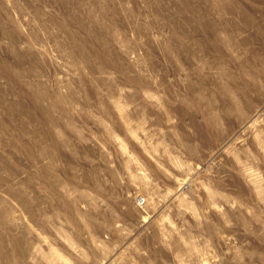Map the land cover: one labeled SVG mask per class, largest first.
Returning <instances> with one entry per match:
<instances>
[{
    "label": "rangeland",
    "instance_id": "obj_1",
    "mask_svg": "<svg viewBox=\"0 0 264 264\" xmlns=\"http://www.w3.org/2000/svg\"><path fill=\"white\" fill-rule=\"evenodd\" d=\"M114 98L155 137L156 158L121 122ZM263 106L264 0H0V191L19 201L5 204L16 223L10 231L0 221V264L45 263L20 254L34 244L71 264H111L107 251L120 253L113 264H181L183 243L199 253L187 264H236L229 249L243 264H264V207L219 147L223 133H238V111ZM161 140L195 172L188 181ZM250 140L246 159L256 160L264 190V150ZM207 188L240 198L244 213L218 217ZM175 193L193 205L199 231L179 216ZM167 221L179 239L159 232Z\"/></svg>",
    "mask_w": 264,
    "mask_h": 264
},
{
    "label": "bare ground",
    "instance_id": "obj_2",
    "mask_svg": "<svg viewBox=\"0 0 264 264\" xmlns=\"http://www.w3.org/2000/svg\"><path fill=\"white\" fill-rule=\"evenodd\" d=\"M197 12V11H196ZM202 14V13H201ZM200 16V15H199ZM200 20V19H199ZM204 20V19H203ZM213 25V24H212ZM209 26V25H208ZM207 26V27H208ZM209 28V27H208ZM179 32V31H178ZM205 32V30L203 31ZM212 33V32H211ZM208 34V33H207ZM179 36V35H178ZM183 42V41H182ZM181 43V42H180ZM179 45V44H178ZM201 45V44H200ZM190 46V45H189ZM186 49V48H185ZM201 50V49H200ZM184 51V50H183ZM182 52V51H181ZM192 53V52H190ZM199 62V61H198ZM199 67V66H198ZM122 70V68H121ZM186 74V73H185ZM215 74V73H214ZM248 74V73H246ZM179 75V74H178ZM192 75V74H191ZM248 76V75H247ZM193 77V76H192ZM143 78V77H142ZM184 78V77H183ZM200 78V77H199ZM198 78V79H199ZM247 79V78H246ZM191 80V79H190ZM258 80V79H257ZM183 82V81H182ZM254 82V81H253ZM261 82V81H260ZM259 83V81H258ZM67 84V83H66ZM69 84V83H68ZM185 84V83H184ZM198 84V83H197ZM65 85V84H64ZM72 84H70L71 86ZM222 86V85H221ZM224 86V85H223ZM232 86V85H231ZM233 87V86H232ZM74 88V86H73ZM226 88V87H225ZM230 88V87H229ZM235 88V87H234ZM238 88V87H237ZM71 89V87H70ZM75 89V88H74ZM201 89V88H200ZM67 90V89H66ZM226 90V89H225ZM117 91V90H116ZM204 91V90H203ZM250 91V90H249ZM254 91V89H253ZM76 92V91H75ZM197 92V91H196ZM222 92V91H221ZM228 92V91H227ZM234 92V91H233ZM258 92V91H257ZM67 93V92H66ZM195 93V92H194ZM205 93V92H204ZM232 93V92H231ZM260 93V92H259ZM81 94V93H80ZM196 94V93H195ZM61 95V94H60ZM232 95V94H231ZM234 95V93H233ZM237 95V94H236ZM251 95V94H250ZM47 96V95H46ZM64 96V95H63ZM62 96V98H63ZM67 96V95H66ZM66 100H68L69 98L66 97ZM109 96V95H108ZM132 96V95H131ZM150 96V95H149ZM208 96V95H207ZM227 96V95H226ZM245 96V95H244ZM87 97V95H86ZM128 97V96H127ZM206 97V96H205ZM44 98V97H43ZM76 98V97H75ZM82 98V97H81ZM210 98V97H209ZM233 98V97H231ZM246 98V97H245ZM64 99V98H63ZM85 99V98H84ZM201 99V98H200ZM211 99V98H210ZM225 99H227L225 97ZM237 99V98H236ZM240 99V98H239ZM247 99V98H246ZM65 100V99H64ZM82 100V99H81ZM88 100V99H87ZM128 100V99H127ZM233 100V99H232ZM231 100V101H232ZM244 100V98H243ZM45 101V100H44ZM77 101V100H76ZM80 101V100H79ZM214 101V100H213ZM227 101V100H226ZM242 101V100H241ZM84 102V101H83ZM99 102V101H98ZM137 102V101H136ZM229 102V101H227ZM238 102V100H237ZM47 103V102H46ZM67 103V102H66ZM111 103L113 105V107L115 108V111H117L116 113H118V117L122 120L121 122H123L126 127L128 128L129 131H131V133L136 137L138 138L140 136V139H137V142H141L143 145H145L148 149V152L151 154V156H153L154 158H156V153H154L153 150H155V148H153L150 144H154L155 140L153 137V135H151V133H146L145 132V128H144V125H143V121H139L138 123L134 122L132 120V118L129 116L128 114V108L126 106V104L120 99V98H114L113 100H111ZM138 103V102H137ZM215 103V102H214ZM221 103V102H220ZM231 103V102H230ZM240 103V101H239ZM250 103V102H249ZM52 104V103H51ZM65 104V102H64ZM68 104V103H67ZM222 104V103H221ZM220 104V105H221ZM225 104V103H223ZM233 104V103H232ZM236 104V102H235ZM248 104V103H247ZM69 105V104H68ZM67 105V107H68ZM77 105V104H76ZM228 105V104H227ZM48 106V105H47ZM59 106V105H58ZM72 106V105H71ZM74 106V105H73ZM107 106V105H106ZM141 106V105H140ZM232 106V105H231ZM234 106V105H233ZM238 106V105H237ZM99 107V104L98 106ZM104 107V106H103ZM203 107V106H202ZM223 107V106H222ZM236 107V106H235ZM245 107V106H244ZM78 108V107H77ZM234 108V107H233ZM232 108V109H233ZM238 108V107H237ZM242 108V107H241ZM252 108V107H251ZM65 109V108H63ZM75 109V107H74ZM82 109V108H81ZM101 109V108H100ZM226 109V108H225ZM228 109V108H227ZM256 109V108H255ZM50 110V109H49ZM62 110V109H61ZM71 110V109H70ZM85 110V109H84ZM106 110V109H105ZM221 110V109H220ZM229 110V109H228ZM251 110V109H250ZM78 111V110H77ZM76 111V112H77ZM225 111V110H224ZM233 111V110H232ZM246 111V110H244ZM244 111H238L240 112V116H241V119H240V123H239V131L238 133H233L231 134L230 132H226V133H223V138H221V144H220V155H222V157H225L229 154H232L234 155V159L231 160L232 163H235V166L237 168V170L239 171L240 174H242L243 178H244V181L247 180V184L248 186H251L250 188L253 190V192L255 193L256 195V198L258 200V202L264 207V190H263V186H262V181H263V178L259 175V173L256 171L257 169L255 168L256 167V160H253V159H246L247 156L249 154H251V152L249 151L247 145L248 143L251 141L250 138H254V140L256 141L257 143V146L256 148H258V150H261L263 151L264 150V137L261 136L260 134V128H261V118H262V115L264 113V106L250 114V113H247ZM48 112V111H47ZM50 112V111H49ZM204 112V111H203ZM227 112V111H226ZM250 112V111H249ZM115 113V114H116ZM213 113V112H212ZM235 113V112H234ZM200 114V113H199ZM206 114V113H205ZM229 114V113H228ZM238 114V113H237ZM80 115V114H79ZM196 115V114H195ZM207 115V114H206ZM108 116V115H107ZM193 116V115H192ZM212 116V115H211ZM220 116V115H219ZM219 116L217 115H213V117H211V121L213 123H215L216 126H218L219 123ZM89 117V116H88ZM239 117V116H237ZM195 118V117H193ZM203 118V117H202ZM209 118V117H208ZM91 119V118H90ZM192 119V118H191ZM202 120V119H201ZM264 120V119H263ZM51 121V120H50ZM97 121V120H96ZM206 121V120H205ZM223 121V119H222ZM69 122V121H68ZM221 122V121H220ZM54 123V121H53ZM198 123V122H197ZM57 125V124H56ZM67 125V124H66ZM206 125V124H205ZM229 125V124H228ZM231 126H235V125H231ZM53 127V126H52ZM220 127V126H219ZM75 128V127H74ZM101 128V127H100ZM196 128V127H195ZM229 128V127H228ZM56 129V128H55ZM59 129V128H58ZM200 129V128H199ZM199 129H197L199 131ZM217 129V128H216ZM218 130H220L218 128ZM238 130V129H237ZM236 130V131H237ZM61 131V130H60ZM59 131V133H60ZM78 131V130H77ZM211 131V130H210ZM58 132V131H57ZM76 132V130H75ZM160 132V131H159ZM62 133V132H61ZM60 133V134H61ZM127 133V132H126ZM129 133V132H128ZM212 133V132H211ZM219 134V133H218ZM57 136V135H56ZM59 136V135H58ZM78 136L79 133H78ZM222 136V135H221ZM62 137V136H61ZM184 137V136H183ZM217 137V136H215ZM59 138V137H58ZM218 138V137H217ZM211 139V138H210ZM214 139V138H213ZM211 139V140H213ZM114 140L115 142L117 143H121L123 144V142L117 137L115 136L114 137ZM67 142V141H66ZM114 142V141H113ZM182 142V141H181ZM115 143V144H116ZM140 144V145H142ZM62 145H64V143H62ZM70 145V144H69ZM254 145V144H253ZM66 146V145H65ZM118 146V145H117ZM204 146V145H202ZM51 147V146H50ZM68 147V146H67ZM157 147V146H156ZM179 147V146H178ZM191 147V146H190ZM65 148V147H64ZM71 148V147H70ZM127 148V147H126ZM144 148V147H143ZM159 150L163 149V151L167 152L168 150L170 151V147L169 145L166 143V141L164 140H161L160 144L158 145L157 147ZM156 148V150H157ZM122 149V148H121ZM125 149V148H124ZM146 149V150H147ZM203 149V148H202ZM103 150V149H102ZM176 150V149H175ZM199 150V149H198ZM174 151V150H173ZM186 151V150H185ZM212 151V150H211ZM219 151V150H218ZM216 152V150H215ZM250 152V153H249ZM47 153V152H46ZM202 153V152H201ZM207 153V152H206ZM131 154V153H130ZM146 154V153H145ZM45 155H48L45 154ZM216 155V154H215ZM166 156V155H165ZM170 159L171 161H173V163L175 164L176 168H178V170L184 175L185 177V181H188V177H192L194 176V173L192 171V169L190 168L189 165H187V162L183 159V156H180L179 154L175 153V152H172V149H171V152H170ZM195 156V155H194ZM193 156V157H194ZM148 157V156H147ZM168 157V156H167ZM192 157V156H190ZM199 157V156H197ZM159 158V157H158ZM185 158V157H184ZM219 158V156H218ZM193 159V158H192ZM202 159V158H201ZM152 160V159H150ZM189 160V158H188ZM149 161V159H148ZM157 161V160H156ZM195 161H197L195 159ZM218 161V160H217ZM254 161V162H253ZM152 162V161H150ZM252 162V163H251ZM52 163V162H51ZM135 163V161H133L132 157L129 161V164H133ZM162 163V162H161ZM200 163V162H199ZM220 163V162H219ZM137 164V163H136ZM222 164V163H221ZM50 165V163H49ZM206 165V164H205ZM110 166V165H109ZM132 167V166H131ZM172 167V166H171ZM207 167V166H206ZM211 168V167H210ZM215 168V167H214ZM263 168V167H262ZM42 169V168H41ZM177 170V171H178ZM213 170V168H212ZM59 171V170H58ZM141 172V170H140ZM236 172V171H235ZM157 173V172H156ZM219 173V172H218ZM142 174V173H141ZM159 174V173H158ZM221 174V173H220ZM227 175V173H225ZM55 175V174H54ZM56 176V175H55ZM131 176V175H130ZM139 176V175H138ZM198 176V175H197ZM201 176V175H200ZM211 176V175H210ZM140 177V176H139ZM196 177V176H195ZM207 177V176H206ZM213 177H216L215 175ZM47 178V177H46ZM57 178V177H56ZM145 179V178H143ZM147 179V178H146ZM139 180L138 178L134 177L132 178V182H133V185H139L141 184L143 186V188L145 189H150V185L148 183L147 180ZM192 179V178H191ZM217 179V178H216ZM175 180V179H174ZM182 180V179H181ZM199 180V179H198ZM210 180V179H209ZM225 180V179H224ZM51 181V179H50ZM59 181V180H58ZM192 181V180H191ZM195 181V180H194ZM193 181V182H194ZM212 181V180H211ZM235 181V180H234ZM54 182V181H53ZM197 182V181H196ZM223 182V181H222ZM237 182V181H236ZM204 184V183H203ZM209 184V183H208ZM230 184V183H229ZM237 184V183H236ZM20 185V184H19ZM53 185V184H52ZM225 185V184H224ZM57 186V185H56ZM189 186V185H188ZM247 186V185H246ZM68 187V186H67ZM223 187V186H222ZM64 188V187H63ZM62 188V189H63ZM62 189H59V190H62ZM203 189V188H202ZM207 200L204 199L205 201H207L208 205H209V208L210 210H212L215 214L218 215V217H223L224 219H227V214L228 212L232 213V214H241V212L244 213L245 211V208L243 206V202L241 201V199H236L235 200H232L230 197L226 196L225 194H222L220 193L218 190L216 189H212V188H207ZM11 190V189H10ZM58 190V189H57ZM237 190V189H236ZM250 190V189H249ZM64 191V189H63ZM66 191V190H65ZM196 191V190H195ZM62 192V191H61ZM147 193V192H146ZM152 193V192H151ZM173 193V192H172ZM177 193V192H176ZM175 193V194H176ZM196 193V192H195ZM247 193V192H246ZM65 194V193H64ZM67 194V193H66ZM200 195V194H199ZM242 195V194H241ZM17 196V193L13 196V194L11 193H8V192H5L4 190H1L0 191V205H2L3 208H0V221L3 225L6 226L7 230H10V231H13V229L15 228L14 224L16 223H13V221L11 222L10 219H9V216H8V213H9V208H5V204L6 202L10 203L11 205V209L14 210L15 208V203H17V201L15 202V198ZM66 196V195H64ZM69 197V196H67ZM174 201L177 202V211H178V214H180L179 216H183V215H188L193 223H195V227H196V230L199 231L201 229V223L199 222V219H198V216L196 214V211L193 207V205L187 200V198L181 193L179 195H174ZM202 197V196H201ZM255 197V196H254ZM170 199V198H169ZM22 201V200H21ZM142 201V200H141ZM144 201V200H143ZM19 202V201H18ZM73 202V201H72ZM165 202V201H164ZM169 202V201H168ZM206 203V204H207ZM27 204V203H26ZM150 205H153L154 202L151 201L149 203ZM161 204V203H160ZM21 205L22 202H21ZM149 205V206H150ZM76 207V206H75ZM249 208V207H248ZM251 210V209H250ZM17 211H18V208H17ZM247 211V210H246ZM23 212V211H22ZM27 212V211H26ZM18 213V212H17ZM212 213V212H211ZM250 213V212H249ZM252 213V212H251ZM21 214V213H20ZM248 215V213H247ZM246 215V216H247ZM19 216V215H18ZM215 216V215H214ZM217 217V216H216ZM238 217V216H237ZM236 217V218H237ZM254 217V216H253ZM256 217V216H255ZM260 217V216H259ZM262 218V217H261ZM255 219V218H254ZM264 219V218H262ZM261 219V220H262ZM20 221V219H19ZM163 221V220H162ZM256 221V220H255ZM23 222V221H22ZM224 222V221H223ZM228 222V221H227ZM254 222V221H253ZM25 223V221H24ZM246 223V222H245ZM258 223V222H257ZM22 224V223H21ZM227 224V223H226ZM243 224V223H242ZM249 224V223H248ZM228 225V224H227ZM233 225V224H232ZM244 225V224H243ZM89 225H87L88 227ZM158 226V230L159 232L162 234V235H169L171 237H178L179 239V230L171 223V222H160L157 224ZM241 226V225H240ZM25 227V226H24ZM236 227V226H235ZM239 227V226H238ZM245 227V226H244ZM19 227H17L18 229ZM103 228V227H102ZM251 228V227H250ZM16 229V230H17ZM21 229V228H20ZM26 229V228H25ZM259 229V228H258ZM27 230V229H26ZM120 230V229H119ZM122 230V229H121ZM251 230V229H250ZM254 230V229H253ZM54 231V230H52ZM110 231V230H109ZM24 232V231H23ZM26 232V231H25ZM123 232V230L121 231ZM260 232V231H259ZM262 232V231H261ZM8 233V232H7ZM18 233V232H17ZM20 233H22L20 231ZM253 233V232H252ZM255 233L257 234V232L255 231ZM12 234V233H11ZM261 234V233H260ZM259 234V235H260ZM264 234V233H263ZM7 235V234H6ZM31 235V233H30ZM119 235V233H118ZM124 235V234H123ZM10 236V235H9ZM29 236V235H28ZM131 237V236H130ZM7 238V237H6ZM44 238V237H43ZM126 238V237H125ZM262 238V237H261ZM11 239V237L9 238ZM17 240V239H15ZM131 240V238H130ZM45 241V240H44ZM95 241V239H94ZM99 241V240H98ZM180 242H184V241H181L179 240ZM29 242V241H28ZM43 242V240H42ZM96 242V241H95ZM10 243V242H9ZM26 243V242H25ZM15 244H16V248L17 249H20L21 248V245H20V241H15ZM48 244V243H47ZM103 244V243H102ZM128 244V243H127ZM41 245V244H40ZM44 245V244H43ZM132 245V244H131ZM179 245V244H178ZM184 246V248H186V252L187 254H185V257L183 256H178L177 257V261L180 262L181 264H187L186 261L187 260H190L191 262L193 261H196L198 258V255L199 253H197V251H195V249L192 247V246H186L184 243L182 244ZM25 246V245H23ZM98 247L101 251H103L105 253V247L98 244ZM130 247V246H129ZM14 249V247H13ZM48 250H49V254H46L42 251L41 247L37 246V245H29L28 249L25 250L21 249L20 251V254L23 255V254H26L28 252V255H31L32 253H35L37 256H40L41 259H43V261L45 263L43 264H56V257L59 261V264H71V262L69 261L68 258L66 257H63L56 249H54L52 246H48ZM232 249H229L228 250V253H231V255L238 259L236 260V264H243V262L240 260L241 259V255L237 252V251H231ZM29 251L31 253H29ZM119 251V250H118ZM117 251V252H118ZM109 252V253H107ZM106 255H107V262H110L111 264H113L116 260H118V253L117 255L115 253L111 254V255H108L110 254L111 252L110 251H107ZM115 252V251H114ZM185 253V252H184ZM183 253V254H184ZM8 254V253H7ZM120 254V253H119ZM122 255V254H121ZM252 256V255H251ZM27 258V257H26ZM63 260V261H62ZM244 260V259H243ZM62 261V262H60ZM260 261V260H259ZM262 262V261H261ZM28 263L30 264H34L33 261H29ZM201 263V261L199 262ZM205 263V262H204ZM109 264V263H107Z\"/></svg>",
    "mask_w": 264,
    "mask_h": 264
}]
</instances>
